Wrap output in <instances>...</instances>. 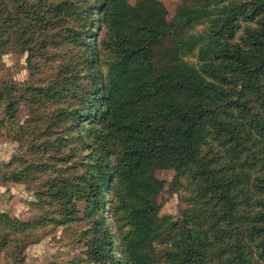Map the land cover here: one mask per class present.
<instances>
[{
	"label": "trees",
	"instance_id": "trees-1",
	"mask_svg": "<svg viewBox=\"0 0 264 264\" xmlns=\"http://www.w3.org/2000/svg\"><path fill=\"white\" fill-rule=\"evenodd\" d=\"M168 14L160 0H0V65L18 44L30 70L22 92L0 81L26 146L7 178L39 185L43 211L0 212L13 264L42 228L83 220L88 264H264V0ZM159 169L187 191L178 218L160 214Z\"/></svg>",
	"mask_w": 264,
	"mask_h": 264
},
{
	"label": "rangeland",
	"instance_id": "rangeland-1",
	"mask_svg": "<svg viewBox=\"0 0 264 264\" xmlns=\"http://www.w3.org/2000/svg\"><path fill=\"white\" fill-rule=\"evenodd\" d=\"M136 4L138 0H129ZM168 11V20H172L177 12L179 4L184 0H160ZM29 50L20 45H9L4 51L0 65V81L14 82L17 90L22 92L27 86L30 77ZM18 92V91H17ZM19 94V93H17ZM6 114L0 107V212H8L12 218L28 221L37 217L43 211L41 205L37 204V184H26L8 180L17 171L16 163L19 156L25 153V141L22 135L16 134L9 125L5 123ZM31 118V110L23 102L19 105L17 122L25 124ZM17 161V162H16ZM12 162H14L12 164ZM157 176L164 180L159 196L162 202L161 215H171L173 218L180 217L186 210L188 204L185 200L187 191L183 188L174 189L171 181L175 177L173 169H159ZM46 178V177H43ZM34 187H31V186ZM51 212L53 206L42 202ZM80 216L84 215L85 202L78 203ZM60 210H54L50 216L58 215ZM48 212V215H49ZM90 226L87 220L72 222L69 227L57 226L52 228L46 226L40 230L44 237L34 244H30L25 250V264H88V255L81 236L82 231ZM78 234L80 241L77 240ZM77 236V237H76ZM85 238V237H84ZM0 264H13L12 259L5 252H0Z\"/></svg>",
	"mask_w": 264,
	"mask_h": 264
}]
</instances>
